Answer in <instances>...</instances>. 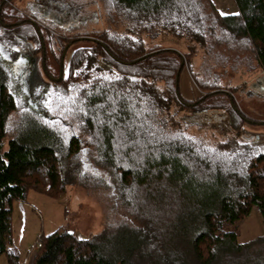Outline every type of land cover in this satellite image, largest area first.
Returning a JSON list of instances; mask_svg holds the SVG:
<instances>
[{
  "label": "trees",
  "instance_id": "obj_1",
  "mask_svg": "<svg viewBox=\"0 0 264 264\" xmlns=\"http://www.w3.org/2000/svg\"><path fill=\"white\" fill-rule=\"evenodd\" d=\"M11 1L0 0V255L7 263L19 264L14 202H27L31 190L62 197L83 178L76 160L87 144L113 176L122 216L85 237L66 225L41 234L24 264H264V235L237 238L238 221L253 207L264 222V144L256 136L207 141L189 134L179 113L206 110L199 120L214 124L210 112L220 111L241 131L247 117L231 94L240 86L222 89L212 71L230 64L264 72V0H234L237 12L227 13L213 0H100L122 29L74 39L90 44L74 47L59 79L38 83L35 105L6 58L19 60L26 48L30 60L45 55L43 71L57 76L72 39ZM161 35L184 40L187 53L148 49L145 37ZM197 47L204 60L196 82L208 92L188 101L180 77ZM90 171L89 181L107 183Z\"/></svg>",
  "mask_w": 264,
  "mask_h": 264
},
{
  "label": "rangeland",
  "instance_id": "obj_2",
  "mask_svg": "<svg viewBox=\"0 0 264 264\" xmlns=\"http://www.w3.org/2000/svg\"><path fill=\"white\" fill-rule=\"evenodd\" d=\"M32 0H12V8L18 9V12L25 14L27 18H34L37 12L29 7ZM74 3L77 6L76 14L85 17L87 20L79 21L78 29L83 34H96L95 32L111 29L121 30L122 24L109 19V16L103 9L100 0H64ZM216 6L224 13L235 12L234 0H213ZM17 11V10H16ZM91 15V17H90ZM74 30V29H73ZM72 31V30H71ZM68 31V36H76ZM57 32V30H56ZM85 32V33H84ZM56 34V33H55ZM148 49L159 50L158 48L176 49L181 53H187V47L184 40H179L171 36H158L156 39L145 37ZM87 40L75 42L71 49L78 46L89 45ZM153 52V51H152ZM40 58L39 56H36ZM68 56L65 63H67ZM185 59V68L180 77V91L188 101H196L208 90L201 89L196 76L202 77L201 64L203 63V51L197 47V52L192 57ZM38 63V61H36ZM190 64L191 67L190 68ZM38 74L43 79L42 67L38 65ZM213 75L219 76V86L222 89L231 90L236 86L239 89L232 91L236 105L239 110L247 117L241 131L238 133L230 126L225 115L220 111L210 112L211 117H215V123L206 119H199L210 116L206 110L199 112L179 111L188 121L186 130L189 134L200 136L210 142L222 141L229 137H236L239 140L244 138L256 139L264 144V95H259L251 91V85L261 81L264 87V72L257 66L252 70H247L245 66L239 70L232 69L230 64L225 67H214ZM206 74H204L205 76ZM34 88H32V93ZM35 95V94H34ZM33 96V94H32ZM85 144L79 155L74 158L78 163V172H81L83 178L80 182H74L66 186L62 197H50L46 194L31 190L28 200L25 203L15 201L13 209V227L14 242L11 247L16 248L19 253V264L31 258L32 253L37 250V239L41 234H48L62 225L74 230L79 237H85L91 233H98L104 227L107 221L118 219L123 214V208L118 204L117 194L113 186V176L107 172L101 165L96 163L95 156L88 150ZM89 170V171H88ZM93 170L101 176L107 177V183L98 184L94 179L87 178ZM77 171V170H76ZM238 241L246 242L264 235V222L257 207H253L249 214L237 223ZM7 256L0 255V264H8Z\"/></svg>",
  "mask_w": 264,
  "mask_h": 264
},
{
  "label": "flooded vegetation",
  "instance_id": "obj_3",
  "mask_svg": "<svg viewBox=\"0 0 264 264\" xmlns=\"http://www.w3.org/2000/svg\"><path fill=\"white\" fill-rule=\"evenodd\" d=\"M54 3H57V7L53 5ZM29 7L33 10V12L36 11L38 14L46 13L50 15L44 19L45 24H43V26L45 29L51 30L57 35L63 36L65 38L72 39L71 41L67 42V45L63 49L59 64L60 69L57 76L55 74L47 75V73L43 71L46 66L45 55L39 56L40 58L35 56L34 57L35 60L34 59L30 60V55L25 52L26 48L21 50V54H20L21 58L19 60L18 59L15 60L14 57H9V56L8 58H6V62L14 70L13 73L17 80L18 83L17 85L19 86L21 92L26 95V97L28 98V100L32 105H35L36 101L32 96L33 94L32 88H34L35 91L36 89L35 87L43 79V77L40 74H38V65L42 67L44 76L47 75L45 77H47L49 80H57L65 73L64 71L65 60L67 56L69 59L70 53L73 50L71 49L72 46L75 44L73 40L76 38H81V39L87 38L95 41V39L97 38L94 36H90L89 34H83V32L77 30L78 25H80L81 23V22L79 23V21L80 20L84 21L87 19L85 17L77 16L76 11L78 8L74 3H69L64 0H32L31 3L29 4ZM68 31L73 32L74 34H76V36H71V37L68 36ZM45 32L46 34H48L47 31ZM45 50H46L45 47H43V53L45 52ZM27 60H30L29 61L30 63L27 62ZM33 61H35V63L36 61H38V63H36V65L33 66L31 64V62ZM55 68H53L52 73H54ZM43 81L45 80L43 79ZM251 89H252L251 91L256 92L259 95H264L263 94L264 87L262 86L260 80L259 82L251 85Z\"/></svg>",
  "mask_w": 264,
  "mask_h": 264
},
{
  "label": "water",
  "instance_id": "obj_4",
  "mask_svg": "<svg viewBox=\"0 0 264 264\" xmlns=\"http://www.w3.org/2000/svg\"><path fill=\"white\" fill-rule=\"evenodd\" d=\"M53 3V2H52ZM53 5H55L57 7V3H54ZM59 7V6H58ZM39 16L44 20L47 16H50L49 14H46V13H39ZM181 53V52H180ZM65 54V53H64ZM63 62V61H62ZM183 64H184V60H183ZM263 94H264V91H263ZM233 97L231 96V102H233Z\"/></svg>",
  "mask_w": 264,
  "mask_h": 264
},
{
  "label": "crops",
  "instance_id": "obj_5",
  "mask_svg": "<svg viewBox=\"0 0 264 264\" xmlns=\"http://www.w3.org/2000/svg\"><path fill=\"white\" fill-rule=\"evenodd\" d=\"M234 8H236L235 12H237L238 9H237V5H236L235 1H234Z\"/></svg>",
  "mask_w": 264,
  "mask_h": 264
},
{
  "label": "built area",
  "instance_id": "obj_6",
  "mask_svg": "<svg viewBox=\"0 0 264 264\" xmlns=\"http://www.w3.org/2000/svg\"><path fill=\"white\" fill-rule=\"evenodd\" d=\"M38 245H41L40 242L38 243Z\"/></svg>",
  "mask_w": 264,
  "mask_h": 264
},
{
  "label": "snow or ice",
  "instance_id": "obj_7",
  "mask_svg": "<svg viewBox=\"0 0 264 264\" xmlns=\"http://www.w3.org/2000/svg\"><path fill=\"white\" fill-rule=\"evenodd\" d=\"M223 14V13H222Z\"/></svg>",
  "mask_w": 264,
  "mask_h": 264
}]
</instances>
